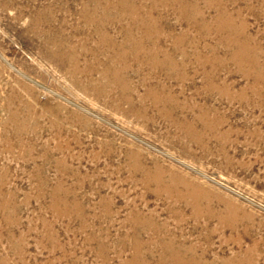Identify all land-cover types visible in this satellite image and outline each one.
I'll use <instances>...</instances> for the list:
<instances>
[{"label": "rangeland", "instance_id": "1", "mask_svg": "<svg viewBox=\"0 0 264 264\" xmlns=\"http://www.w3.org/2000/svg\"><path fill=\"white\" fill-rule=\"evenodd\" d=\"M0 264H264L262 0H0Z\"/></svg>", "mask_w": 264, "mask_h": 264}, {"label": "bare ground", "instance_id": "2", "mask_svg": "<svg viewBox=\"0 0 264 264\" xmlns=\"http://www.w3.org/2000/svg\"><path fill=\"white\" fill-rule=\"evenodd\" d=\"M262 3H263V5H264V0H262ZM83 11V10H82ZM111 70H110V68H105V70H104V74H107V73H109Z\"/></svg>", "mask_w": 264, "mask_h": 264}]
</instances>
